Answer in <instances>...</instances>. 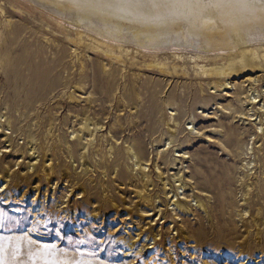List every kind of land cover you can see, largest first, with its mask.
Wrapping results in <instances>:
<instances>
[{
	"label": "rangeland",
	"instance_id": "rangeland-1",
	"mask_svg": "<svg viewBox=\"0 0 264 264\" xmlns=\"http://www.w3.org/2000/svg\"><path fill=\"white\" fill-rule=\"evenodd\" d=\"M0 22V264H264V36L153 52L25 0H0ZM243 51L254 72L203 75ZM172 173L189 211L170 205Z\"/></svg>",
	"mask_w": 264,
	"mask_h": 264
},
{
	"label": "bare ground",
	"instance_id": "bare-ground-1",
	"mask_svg": "<svg viewBox=\"0 0 264 264\" xmlns=\"http://www.w3.org/2000/svg\"><path fill=\"white\" fill-rule=\"evenodd\" d=\"M25 1L33 4L38 9L48 12V14L52 16V18H55L57 20L72 21V24L78 28L89 26L92 30H94V32H96L107 41L119 42L121 41V38L126 34L125 32L129 31V43L135 44L143 49L153 52H162L170 48L180 49L181 47H191L193 49H200L204 52L226 50L232 53V51L238 46L249 44L253 41H258L256 40L257 36H264V0ZM13 24L14 23L10 21L6 23V29H8V32L12 31ZM13 30H15V28ZM20 32L21 31H19V35ZM77 34L78 40L74 41V43L80 45L82 44L81 34ZM8 39L9 38L7 37L3 39V36L0 33V47H2L3 49L1 59L2 64H4L5 60H7V63L8 61H10L9 49H11L14 45L10 44L11 42H9ZM262 39H264V37ZM102 53L108 54L106 51H102ZM255 58H258V56L251 57L250 52L243 51L240 52V54L237 56H231L229 60L230 64L227 67L223 68V70H218L214 67L209 69L201 66V71L203 75L208 74V76L210 75V77L217 76L222 79L226 78L227 76L244 74L247 71L254 72L255 70H257L254 65L255 62L253 61ZM115 59L120 60L121 58L116 57ZM13 65L16 66V63ZM153 65L155 64H150V66ZM83 69L84 66L82 67V70ZM104 72H107L106 68L104 69ZM229 84L230 83L226 80L213 82L211 89H215L216 92L227 90V88H229ZM80 91H82L81 87H78L77 90L72 92L69 97L70 100L78 102L75 93ZM256 98L257 96H255L253 100ZM249 99L250 101H252L251 97ZM41 100H43V96ZM91 124L92 123H89L88 121H86L85 123V129L83 128V131L86 136H93L96 133L95 131L98 132L102 128H99L95 125L93 130L90 128ZM11 126L12 123L9 121L8 129H10ZM86 136L85 138H88ZM136 148L137 147H135V149ZM140 148L138 146V148L136 149L137 151H135L136 153H134V149L130 148L127 153L128 156L136 158V170H139L141 172L143 183H150L146 177L148 176L146 175V170L142 168V164L140 162L141 158L144 156L141 151L143 147L141 149ZM185 156L186 155L184 153L182 156L178 155L176 157H183L186 159ZM52 169V166H43V173L46 177L51 175L50 172H52ZM173 174L175 175V177H172V181L170 182L168 180L166 183H164L166 185L164 191L168 190V193H170V205H172V207L175 206L173 207V209L176 208L175 210L179 209L183 212L189 211L187 205L191 200L185 197L184 194H181V197L178 196L179 191L182 188H186L187 186L184 180V176L180 173H172V175ZM5 190V187H0V192L4 193ZM138 195L140 198H143L142 193H139ZM244 196V200H248L246 199V194ZM173 198L174 200H172ZM144 201L152 205L151 202L145 199ZM198 202L200 201L198 200ZM200 206L203 207L201 203ZM243 212L244 213L242 214V216L246 215L248 213V210L245 209L243 210ZM144 216H149V214L145 213ZM151 248L153 247H149V249Z\"/></svg>",
	"mask_w": 264,
	"mask_h": 264
}]
</instances>
